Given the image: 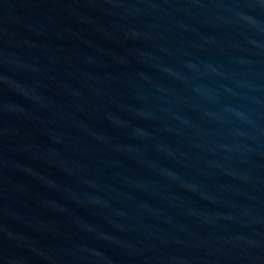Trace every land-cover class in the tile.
<instances>
[{
  "label": "water",
  "instance_id": "1",
  "mask_svg": "<svg viewBox=\"0 0 264 264\" xmlns=\"http://www.w3.org/2000/svg\"><path fill=\"white\" fill-rule=\"evenodd\" d=\"M0 264H264V0H0Z\"/></svg>",
  "mask_w": 264,
  "mask_h": 264
}]
</instances>
